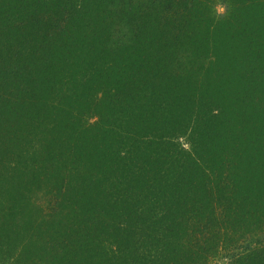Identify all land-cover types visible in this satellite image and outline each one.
Here are the masks:
<instances>
[{
    "label": "trees",
    "instance_id": "obj_1",
    "mask_svg": "<svg viewBox=\"0 0 264 264\" xmlns=\"http://www.w3.org/2000/svg\"><path fill=\"white\" fill-rule=\"evenodd\" d=\"M224 250L264 264V0H0V264Z\"/></svg>",
    "mask_w": 264,
    "mask_h": 264
},
{
    "label": "rangeland",
    "instance_id": "obj_2",
    "mask_svg": "<svg viewBox=\"0 0 264 264\" xmlns=\"http://www.w3.org/2000/svg\"><path fill=\"white\" fill-rule=\"evenodd\" d=\"M214 14L217 18H222L226 14V7L221 2H217L214 5ZM92 122V121H90ZM180 145L184 149H188L189 145L187 144V141L185 139L179 140ZM231 250H224L219 255H217L214 259L212 258L209 261V264H228L230 262V253ZM236 252V251H234Z\"/></svg>",
    "mask_w": 264,
    "mask_h": 264
}]
</instances>
